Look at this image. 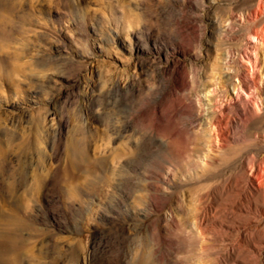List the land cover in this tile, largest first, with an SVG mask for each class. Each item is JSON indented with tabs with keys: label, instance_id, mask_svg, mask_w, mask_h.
I'll use <instances>...</instances> for the list:
<instances>
[{
	"label": "rangeland",
	"instance_id": "obj_1",
	"mask_svg": "<svg viewBox=\"0 0 264 264\" xmlns=\"http://www.w3.org/2000/svg\"><path fill=\"white\" fill-rule=\"evenodd\" d=\"M9 235L13 264H264V0H0Z\"/></svg>",
	"mask_w": 264,
	"mask_h": 264
},
{
	"label": "bare ground",
	"instance_id": "obj_2",
	"mask_svg": "<svg viewBox=\"0 0 264 264\" xmlns=\"http://www.w3.org/2000/svg\"><path fill=\"white\" fill-rule=\"evenodd\" d=\"M5 236L3 237V239H1L2 240L1 243H3L2 245H4L3 248L6 245L7 250L3 249L4 251L2 250L3 252L2 251L0 252V264H13L14 262H16L15 261L16 258L14 259L10 257V253L14 248L15 238L14 236L11 235H9L8 238H6Z\"/></svg>",
	"mask_w": 264,
	"mask_h": 264
}]
</instances>
